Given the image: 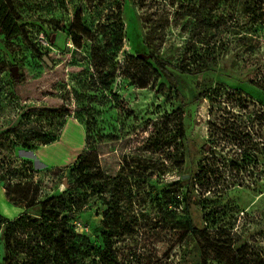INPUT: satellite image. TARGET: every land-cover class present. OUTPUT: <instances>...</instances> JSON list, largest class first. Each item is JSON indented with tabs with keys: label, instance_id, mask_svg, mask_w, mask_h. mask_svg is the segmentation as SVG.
Returning <instances> with one entry per match:
<instances>
[{
	"label": "rangeland",
	"instance_id": "rangeland-1",
	"mask_svg": "<svg viewBox=\"0 0 264 264\" xmlns=\"http://www.w3.org/2000/svg\"><path fill=\"white\" fill-rule=\"evenodd\" d=\"M12 6L22 33L0 34V216L24 212L7 191L30 181L37 201L78 205L72 226L91 241L105 214L118 215L115 264H203L198 242L183 235L187 220L264 255V0ZM130 37L167 63L177 89L150 71L140 88ZM59 132L38 153L23 149ZM244 150L245 171L232 170ZM81 152L92 167L82 174L70 170ZM198 173L201 185L184 200ZM80 175L89 184L68 190Z\"/></svg>",
	"mask_w": 264,
	"mask_h": 264
},
{
	"label": "trees",
	"instance_id": "trees-1",
	"mask_svg": "<svg viewBox=\"0 0 264 264\" xmlns=\"http://www.w3.org/2000/svg\"><path fill=\"white\" fill-rule=\"evenodd\" d=\"M13 1L0 0V34L3 33L8 38L22 33V27L16 23L20 17L13 13ZM129 40L135 53V61L138 66H142L141 68L133 67L141 78L140 88L145 89L149 85L150 79L143 80L142 77L150 71L155 75L154 80L158 81L163 77L173 89H177L179 78L167 69V63L159 57L153 56L147 43L140 44L133 41L131 37ZM144 68L147 72L143 71ZM179 72L187 73L181 69ZM129 79H131L130 76ZM177 95L180 96L179 93ZM62 112L64 113L63 110L59 111V113ZM60 133L57 136L45 135L42 138L43 144L38 147L25 143L23 149L35 152L39 147L57 142ZM86 134L87 130L85 131V143ZM245 152L246 150L243 151L240 160L231 161L232 170L245 171V168H241L247 164L248 157ZM262 152H264V147ZM83 157L84 154L81 152L71 164L70 170L82 174L85 170L91 169L90 165H85ZM200 175L201 173H198L194 181L191 179L188 181L183 196L184 200L190 196L194 186L201 185ZM0 179H2L1 175ZM88 180L86 176L80 175L66 187L68 190L80 189L89 184ZM12 184V187L7 191V197H15L25 206L24 212L14 220L10 221L0 216V247L4 252L0 264H115L112 260L114 255L111 254L109 243L112 238L117 236L121 227L118 215L105 214L103 224L95 231V241H91L86 236L77 234L72 226V221L78 219L80 215L78 205H72L71 208L65 209L63 205L57 203V198L53 196L37 201L36 197L39 193L37 184L34 185L30 181ZM173 186L177 190L182 188L178 184ZM184 227L183 235L185 237L189 235L198 242L203 264L208 260H213L217 264H264L263 254L254 253L244 245L238 246L237 241L230 238L226 234L227 232H223L221 229H217L211 234L208 230L213 227L199 230L193 227L190 220L185 222ZM127 228V224L123 225V230H126L125 235L131 233ZM20 257L21 259H19Z\"/></svg>",
	"mask_w": 264,
	"mask_h": 264
},
{
	"label": "water",
	"instance_id": "water-1",
	"mask_svg": "<svg viewBox=\"0 0 264 264\" xmlns=\"http://www.w3.org/2000/svg\"><path fill=\"white\" fill-rule=\"evenodd\" d=\"M50 42L53 43L54 42V36L51 37ZM142 57V56H139ZM44 63L48 66V67H52L51 63L49 62V60L44 57L43 58ZM11 75L13 76L14 79H17V74H18V68L17 67H12L10 69ZM65 184V183H64Z\"/></svg>",
	"mask_w": 264,
	"mask_h": 264
},
{
	"label": "crops",
	"instance_id": "crops-1",
	"mask_svg": "<svg viewBox=\"0 0 264 264\" xmlns=\"http://www.w3.org/2000/svg\"><path fill=\"white\" fill-rule=\"evenodd\" d=\"M84 145H85V139H84ZM45 146L39 147L35 152L32 153H38L41 149H43Z\"/></svg>",
	"mask_w": 264,
	"mask_h": 264
}]
</instances>
